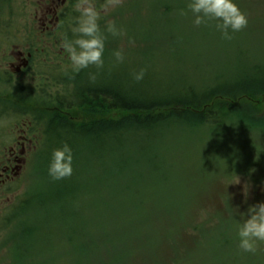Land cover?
<instances>
[{
    "label": "rangeland",
    "instance_id": "obj_1",
    "mask_svg": "<svg viewBox=\"0 0 264 264\" xmlns=\"http://www.w3.org/2000/svg\"><path fill=\"white\" fill-rule=\"evenodd\" d=\"M235 2L248 23L225 40L214 22L196 27L191 13L179 14L180 9H186V0H122L119 6L108 9L101 28L105 21H115L124 35L108 36L103 68L81 70L80 79L89 81L93 74H100L96 82L107 79L113 87L133 89L130 96L150 98L168 91L181 94L189 88L199 94L219 85L244 81V77L245 81L262 77L264 71L257 74L251 68L264 69V0ZM103 3L105 0H97V7ZM7 4H0L1 57H7L8 50L3 48L6 42L15 44L24 38L16 32L18 20L7 17L18 13L22 4ZM26 9L28 12L29 6ZM71 27L72 19L70 25L65 24L60 40L65 36L72 38ZM7 28L12 31L7 32ZM60 43L48 53L38 51L41 56L28 70L37 74L35 77L10 84L6 90V108L16 113L6 111L10 116L0 118V140L9 144L13 124L23 120L29 124L28 136L35 138V149L22 170L20 189L23 199L28 193L36 197L30 198L29 215L22 218L24 227L17 231L20 225L14 223L0 232V264H11V258L17 259L13 245L16 231L18 234L21 229L18 250L22 253L30 246L22 257L23 264H50L52 258V264H127L129 256H147V251L151 253L156 246L158 255H171L168 244L172 256L173 247L183 245L195 256L209 261L212 256V264L216 256H220L221 264H264V243L258 245L254 254L245 253L238 248L236 236L237 210L245 212L249 205L264 202V124L225 121L215 129L173 127L150 141L133 137L129 150L123 149L133 161L129 163L130 171L123 175L104 177L101 166H91L83 176H77L74 167L70 177L56 181L46 173L48 153L43 155L37 171L33 160L48 140L46 125L55 101L65 100L77 87L67 79L76 73ZM118 49L123 50L125 62L116 65L112 52ZM140 69L145 70L143 80H152L148 85L155 88H135L130 78ZM125 77L130 80L117 82ZM73 110L74 114L68 113L71 120L80 118L83 110ZM114 154L107 164L112 173L124 164L122 154ZM237 177L240 183L229 185ZM244 185L249 186L247 198L242 194ZM77 187L75 194L68 195ZM138 209L148 215L142 213L145 224L133 227L132 241L119 244L118 233L129 232L132 224L119 221L118 217L134 215ZM199 226L207 230L205 235L195 233ZM25 227L30 230L31 240L27 239ZM176 229L177 240L185 244L166 238ZM120 252L127 256H120ZM12 263L18 264L16 260Z\"/></svg>",
    "mask_w": 264,
    "mask_h": 264
},
{
    "label": "trees",
    "instance_id": "obj_2",
    "mask_svg": "<svg viewBox=\"0 0 264 264\" xmlns=\"http://www.w3.org/2000/svg\"><path fill=\"white\" fill-rule=\"evenodd\" d=\"M80 78L81 75L77 73L67 78L78 87L77 94L73 98L72 96L66 97L65 100L61 98L57 105H59L58 109L66 110L69 114H74L73 109L75 108L82 109L85 107L86 110L82 109L81 117L75 118V120H70L68 114L52 115L46 125L48 140L44 151L45 154L48 152L49 162L52 150L67 143L73 150L74 175L77 176H83L93 168L91 166H96V168L101 166V173L104 177L114 174L123 175L128 170L130 171L129 166L131 164L129 163L133 162L132 157H126L123 149L124 147H126L125 149L129 148L133 137H139V135L146 136L145 138L150 141L163 131L173 127L215 129L223 126L225 121L248 122L252 125L264 124V75L254 78L252 81H234L230 84L219 85L220 88L217 86L203 90L199 94L189 88L181 94L168 91L167 94H161V96L139 100H129L131 98L129 93H133V89L109 88L107 85L110 82L88 83ZM130 79L127 77L120 78L117 82ZM151 81L145 79L137 82L134 80V86L136 88L142 85L145 89L155 88L148 85ZM155 92L158 94V89ZM116 99L119 106L114 103ZM90 101L95 104L98 102L105 104L98 122H96L94 111L89 107ZM111 106H116L117 115L115 118L110 115ZM118 151L121 154L124 153L122 156L119 154L124 164L119 168L115 167L116 172L112 173L107 164H110L112 157H115L114 153ZM80 162L82 165L79 164ZM96 168L94 169L98 171ZM77 189L78 187L68 195L75 194ZM66 196L67 194L64 197ZM43 203L44 200L39 207H42ZM142 213L145 211L138 209L134 215L123 214L118 217L119 221L127 220L132 224L129 232L121 231L118 233L117 242L119 244L132 241L133 227L145 224L142 222L145 218ZM182 219L186 221L185 218ZM203 230L204 228L199 226L195 229V233L205 235L207 230ZM177 234L178 230L176 229L175 233L165 235L166 238L170 237L174 243L185 244V242L177 240ZM193 240L194 236L191 241ZM167 247L171 251V255H158V247L156 246L152 248L151 253L147 251V256H129L127 264H170V261L172 264H212V256L210 257L211 261L203 258V256H195L194 252L190 254L185 251L183 245L173 247L175 256H172L170 244ZM119 254L120 256H127L125 252ZM214 259L213 264H221L220 256H216Z\"/></svg>",
    "mask_w": 264,
    "mask_h": 264
},
{
    "label": "flooded vegetation",
    "instance_id": "obj_3",
    "mask_svg": "<svg viewBox=\"0 0 264 264\" xmlns=\"http://www.w3.org/2000/svg\"><path fill=\"white\" fill-rule=\"evenodd\" d=\"M12 1L22 6L18 13H9L7 17L18 20L16 32L24 38L15 44L6 42L3 48L6 47L5 52L8 50L7 57L5 54L0 56V118L2 119H6L9 115L6 114L8 110L5 100L8 85L22 83L25 79H32L37 75L33 72L28 73V70L41 56L38 51L48 53L61 41V33L66 31L65 24L70 25L74 14L73 6L76 3V0H0V4L8 6L7 3ZM6 30L9 33L12 31L8 28ZM9 112L14 114L12 110ZM12 127V139L9 144L0 140V150L2 149V153L0 152V232H5L14 223V226L20 225L18 229L16 228L17 231L24 227L22 216L24 212H28V208H31L28 206L27 195L23 199L20 187L22 170L30 153L35 149V138L28 136L30 126L25 124L24 120L20 124L18 122L13 124ZM27 231V239L31 240L30 230L27 229ZM22 232L23 229L17 235L15 234L14 239L13 249L17 259L11 258L12 262L16 260L18 264H23L22 257L27 254L30 247H25L22 253L18 250L17 238ZM31 232H34V228Z\"/></svg>",
    "mask_w": 264,
    "mask_h": 264
},
{
    "label": "clouds",
    "instance_id": "obj_4",
    "mask_svg": "<svg viewBox=\"0 0 264 264\" xmlns=\"http://www.w3.org/2000/svg\"><path fill=\"white\" fill-rule=\"evenodd\" d=\"M122 0H105L97 7V0H76L73 6L75 15L72 17V38L65 36L59 45L67 53L71 70H81L94 66H104L105 43L109 35H124L123 30L115 21H105L103 29L101 20L110 7L119 6ZM191 13L192 23L196 27L214 22L217 31L225 40L232 38V33L241 31L247 26V18L240 11L235 0H186V9H180V15ZM112 57L116 65L125 62L123 50H115ZM145 70L140 69L133 74L137 82L143 80ZM95 79L94 76L91 77ZM73 150L64 143L54 148L47 166V174L53 180H63L73 174ZM237 179L230 184H239ZM248 185H244L242 194L247 198ZM238 212L236 221L237 246L245 253H255L260 243H264V202L249 205L245 212Z\"/></svg>",
    "mask_w": 264,
    "mask_h": 264
},
{
    "label": "bare ground",
    "instance_id": "obj_5",
    "mask_svg": "<svg viewBox=\"0 0 264 264\" xmlns=\"http://www.w3.org/2000/svg\"><path fill=\"white\" fill-rule=\"evenodd\" d=\"M93 68H95V67H93ZM251 70H252L253 72H256L257 74H260L261 71H264V69L261 68L260 66L252 67ZM92 76H94L95 79H97V78L100 76V74H93ZM95 79L90 78L89 81H87V82H88V83L95 82V83H101V84H102L103 81H107V79H105V80H103V81H101V82H96ZM245 79H246V77H244V81H245ZM238 82H241V81H238ZM107 86H109V88L113 87V85H110V84H108ZM218 87L220 88V86H218ZM77 88H78V87H76L75 90H74V92H73V94H71L72 98L75 97V94H77ZM136 99L139 100V99H146V98H144V96H143V95H140V94H139V95H136V96H135V95H134V96H131V98H129V100H136ZM114 103H115L116 106H119V105H118V102H117V99L114 101ZM116 106H111V110H112V112H110V115H111L112 118H113V117L115 118L116 115H117V112H116ZM89 107H90V109H91L92 111H94V116H95V118H96V122H98V121L100 120L99 117L102 116V110L105 108V104H102V103H99V102L95 104V103H92V102L90 101V102H89ZM82 109H83L84 111L86 110L85 107H83ZM105 114H108V112H105ZM94 116H92V118H94ZM139 137H143V138H145L146 136L139 135ZM154 147H155V146L152 147V150L154 149ZM125 150H129V149L127 148V149H125ZM153 152H155V151H153ZM47 197H48V198H51V193H50ZM25 214H26V215H25ZM27 214L29 215L28 212H24L22 218H23L24 215H25L24 219H26ZM24 221H25V220H23V223H24Z\"/></svg>",
    "mask_w": 264,
    "mask_h": 264
}]
</instances>
